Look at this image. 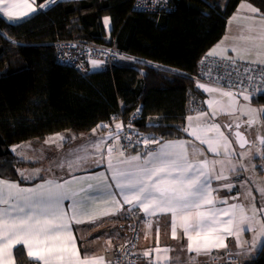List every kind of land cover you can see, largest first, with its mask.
Wrapping results in <instances>:
<instances>
[{
	"label": "trees",
	"instance_id": "trees-1",
	"mask_svg": "<svg viewBox=\"0 0 264 264\" xmlns=\"http://www.w3.org/2000/svg\"><path fill=\"white\" fill-rule=\"evenodd\" d=\"M243 1L264 17V0H179L170 13L134 11L133 0H64L20 22L0 15V179L40 181L20 175L26 163L14 147L101 125L107 136L109 127L116 132L122 124L120 134L137 112L135 128L151 141L185 137L186 118L206 97L197 87L200 64ZM66 42L113 48L119 57L110 69L91 66L85 73L59 62L57 45ZM252 102L263 106L264 94ZM130 150L142 153L138 146ZM92 239L79 238L82 255L92 252L86 248ZM15 259L34 264L23 247L15 249ZM247 264H264V244Z\"/></svg>",
	"mask_w": 264,
	"mask_h": 264
},
{
	"label": "snow or ice",
	"instance_id": "snow-or-ice-1",
	"mask_svg": "<svg viewBox=\"0 0 264 264\" xmlns=\"http://www.w3.org/2000/svg\"><path fill=\"white\" fill-rule=\"evenodd\" d=\"M21 8L25 11H19ZM35 11L36 9L28 0H0V13L9 19L27 16L29 12ZM261 40L264 41V37H261ZM210 55L220 54L214 52ZM221 58L235 62L226 55ZM92 63L94 66L98 64L97 61ZM245 71L250 72L251 69ZM248 79L251 80L252 77L249 76ZM261 81L264 83V75H261ZM198 87L209 93L219 91L222 96L229 98L227 107L221 101L210 99L207 101L209 108L215 107L216 110L225 112L236 103V95L231 91H222L204 85H198ZM259 90L254 89V91ZM240 95L245 101L250 100V96L243 90ZM255 112V109L250 108L246 112L249 116L247 121L249 125L256 122L253 115ZM200 115L205 116L208 113L202 112ZM211 115L214 116L215 111ZM192 120L193 117H188V127L182 130L195 137L201 144L207 145L208 150L213 154L219 155L220 149L223 148V155L228 158L227 161H192L189 159L185 141H168L160 144L156 138H153L151 142L159 145L157 150L147 151L143 157L136 155L125 158L122 149L107 145V140H119L118 133L123 125L117 124L116 132L109 133L107 139L101 138L91 145L96 150V154L102 158L98 163H106L111 171L110 178L105 177L104 174L98 177L74 178V180L97 181L95 185L89 183L87 189L77 190L71 187L72 181L46 180L33 188H21L14 182L0 180V264H10L13 260V249L17 245L23 246L26 255L33 260L34 264H104L103 257L82 258L80 256L71 230L73 222L76 224L85 222L81 217H87L89 220L96 218L93 203L97 197L89 195L92 192L103 193L104 199L110 198L119 207L128 205L129 211L133 209L143 211L148 218L171 213L172 236L175 238L177 227L182 228L189 240V252L200 254L212 248L226 247L219 233L235 236L239 243L240 233L244 230L242 226L248 224L249 230H253L250 227L252 217L246 214L242 205L215 207L210 189V181L213 178L227 179L223 175V168L226 162L231 165V156L234 151L231 142L220 130L219 124L194 127ZM239 127L236 125L237 129ZM209 132H214L215 135L210 137ZM234 134L240 147L244 148L248 143L246 138L239 131ZM126 139L131 141V137ZM137 143L147 145L149 140L145 138ZM260 144L264 146V137L260 138ZM84 151L87 152V148ZM114 152H119L120 157L115 159V162ZM87 159L88 156H78L68 163V167L71 169ZM216 163L221 164V172L213 177L209 165L211 164L214 168ZM60 166L63 167V164ZM234 167L232 165V168ZM20 175L24 174L20 173ZM109 179L114 181V184H109ZM113 187L119 190L118 193L112 191ZM225 187L230 190L232 185ZM260 191L264 194V189ZM117 195L122 200H117ZM65 201L71 202L70 211L65 209ZM221 203L227 204V201H221ZM260 211L264 215V209ZM102 214L113 213L105 211ZM259 232L264 236V227L259 229ZM164 251L169 250L164 249ZM144 255L147 256L149 253L145 252Z\"/></svg>",
	"mask_w": 264,
	"mask_h": 264
},
{
	"label": "crops",
	"instance_id": "crops-1",
	"mask_svg": "<svg viewBox=\"0 0 264 264\" xmlns=\"http://www.w3.org/2000/svg\"><path fill=\"white\" fill-rule=\"evenodd\" d=\"M28 2L32 4L36 11L29 12L27 16H19L9 19L3 13H0V15L4 16L10 22L15 23L29 18L41 9L45 10L43 7L38 5L37 0H28ZM253 9L255 11H253ZM19 11L23 12L25 9L21 8ZM257 13L258 10L250 2L243 1L238 6L234 14L230 17L226 34L219 41V43H217V45H215L209 51L206 59L217 60L225 64H240L264 68V41L261 40V37H264V17L259 16ZM108 19H104V25L109 31L111 29V22L110 19L109 21ZM105 21H107V23ZM233 49H235V51H233ZM214 52L219 53L220 55H210V53ZM224 55L232 58V60L235 62L233 63L231 60L222 59L221 56ZM196 78L198 79L197 87L198 85H204L205 87L216 88L222 91H231L236 95V103L232 105V108L226 110L225 112H220L219 110H216L215 107L209 108L207 101L210 99L218 100L227 107L229 104V98L222 96L219 91L209 93L198 87L206 95V97L201 101V107H198V109L193 108L188 117H193L191 123L194 127L198 125L203 127L212 123L219 124L220 130L225 136L228 137L229 141L231 142V147L234 150L231 156V165L227 164L226 162L223 168V175L227 177V179L213 178L210 181V189L212 190L215 207L226 208L233 204L242 205L246 214L249 217H252L250 227L253 230H249L248 224L242 226L244 230L240 233L239 243L237 242L235 236L219 233V235L223 237V243L226 245V247L212 248L207 252L202 251L200 254H197L196 252H189V240L182 228L177 227L176 236L173 238L171 229V213L158 214L148 218L145 216L143 211H137L133 209L140 214L138 219L140 241L136 252V264H186L188 262L208 261L216 256H219L225 251H231L235 256L241 259L243 263L247 264L258 255L257 254L254 257L252 255V249L254 238L256 235L260 234L259 229L263 227L262 225L264 223V215H262L260 211L263 209V207L259 204V200L255 204L252 190L247 187V169L244 165L242 156L238 152L239 147L233 134V132L238 129L243 132L241 129V124L244 123V120L241 119V117H238V115L240 114L241 108L246 107V105H254L252 102V98L254 96L249 95L250 100L245 101L243 96L237 92L222 85L215 84L205 76H202L201 78L199 71ZM213 111H215L214 116L211 115ZM202 112L208 113V115L201 116L200 114ZM188 117L186 118L182 129L188 127ZM197 117H199V119H197ZM236 125H239L240 127L237 129ZM229 126H231V128H229ZM101 133L104 135L102 138L106 139L107 136L103 129ZM183 133L185 137L169 141H185L190 160H208L210 162L213 160L227 161L228 158L223 155V148L220 149L219 155L213 154L208 150L207 145L201 144L188 132L183 131ZM214 135V132L208 133V136L210 137ZM92 136L95 138L96 142L101 139L97 138L96 135ZM41 143H43V140H41ZM94 143L95 142L93 139L89 140L87 143V152L82 154L84 156H88V159L85 161L94 162L92 167L79 169L78 167L74 166L69 171L68 164L63 163V175L56 174L53 176H46L43 174L37 179H32L29 177L31 173L42 165L40 162H36L31 156L23 155L20 158L18 157L19 160H22L26 163L25 166L21 167L20 173L24 174L22 177L28 182L35 180L40 181L32 185H22L17 181H4L14 182L21 188H33L38 184L44 183L46 180H54L59 182L72 181L71 187L73 190L81 188L87 189L89 183L95 185L97 181H89L87 179L74 180V178H86L89 176L98 177L100 174H104L105 177H111V171L108 169L106 163H98V161H101L102 158L97 157L99 155H97L96 150L91 147V145ZM36 145L40 144L37 143ZM41 149V147H35V150L37 151H41ZM136 155L143 157L141 153H133L132 150H128L124 153L125 158ZM117 158H120L119 152L113 155L114 162ZM232 165L235 167L232 168ZM58 167L59 165L57 163H54L52 166V168ZM209 167L212 169L211 175L213 177L220 174L222 167L220 163H216L214 168L211 164ZM108 183L114 184V181L109 179ZM226 185H232L231 189L229 190L227 187H225ZM112 191L118 193L119 190L113 187ZM89 195L97 197L93 203V207L96 210V218L94 220H89L87 217H81V219H84V223L76 224L73 222L71 226L72 234L75 238L77 249L79 250L80 256L82 258L103 257L104 264H111V262H113L115 259L117 249L121 246L122 242L127 236L125 222L129 206L123 205V207H119L118 205H115L110 198L104 199L103 193L92 192L89 193ZM116 199L122 200L119 195L116 196ZM221 201H227V204H223ZM70 204V201L64 202V207L68 211H70ZM4 207H7V205H4ZM105 211L113 214L103 215L102 213ZM148 219L151 221L147 222ZM222 219H227V217H222ZM149 224L151 226H149ZM79 238L82 240L93 238L86 247L87 249L92 248V252L90 254L82 255L81 249L79 247ZM17 247L23 246L17 245L13 249V260L10 262V264H17L15 259V249ZM157 249L160 251H156ZM164 249H168L169 251L165 252ZM145 252H148L149 255L145 256ZM28 259L33 262L31 258L28 257Z\"/></svg>",
	"mask_w": 264,
	"mask_h": 264
},
{
	"label": "built area",
	"instance_id": "built-area-1",
	"mask_svg": "<svg viewBox=\"0 0 264 264\" xmlns=\"http://www.w3.org/2000/svg\"><path fill=\"white\" fill-rule=\"evenodd\" d=\"M64 0H54V2H47L44 4V9H48ZM179 0H133V10L138 12L149 13H170L174 11L176 2ZM58 60L64 66L74 68L83 72H89L91 66L94 67L92 61H97L95 67H100L104 70L113 67V62L119 57L113 48H93L81 47L73 42L60 43L57 45ZM122 57V56H120ZM125 57V56H123ZM246 69H251L246 72ZM200 77L205 76L207 79L213 81L215 84L222 85L229 88L238 94L243 90L245 94L251 96L264 94V83L261 81V75H264V68L257 66H246L240 64H225L217 60L204 59L199 68ZM252 79L249 80L248 77ZM254 89H260L254 91ZM140 112H137L135 117L131 118L125 123V128L118 134L119 140H107V145L114 148L122 149L125 152L134 146L142 149V155L151 150H157L158 144L152 143L147 135L140 133L136 128V121L141 117ZM114 132L109 127V133ZM106 137V139H107ZM131 137V141L126 139ZM145 138L149 140L147 145L137 143L143 141ZM106 151V146H105ZM117 153V152H114ZM139 212L132 210L127 212L126 222V239L122 246L117 250L115 259L111 264H136V252L140 241V231L138 227ZM151 220L148 219L147 222ZM186 264H244L241 259L235 256L231 251H225L219 256H216L208 261L188 262Z\"/></svg>",
	"mask_w": 264,
	"mask_h": 264
},
{
	"label": "rangeland",
	"instance_id": "rangeland-1",
	"mask_svg": "<svg viewBox=\"0 0 264 264\" xmlns=\"http://www.w3.org/2000/svg\"><path fill=\"white\" fill-rule=\"evenodd\" d=\"M67 78L68 77H66V81ZM68 84H70V82H68ZM249 108L256 110V112L253 114L256 122L252 125L247 123L249 116L246 115V112ZM261 110H264V105H246V107L241 108L240 114L238 115V117H241V119L244 120V123L241 124V129L243 130V133L247 135L251 145L247 146L245 149L238 148V152L240 154H244L242 158L247 169V187L252 190L255 204L259 200V204L264 209V194H262L260 191V189H264V150L263 146L260 144V138L264 137V111ZM94 130L95 131L83 133L79 136L70 131L55 133L43 140V143H41L39 140L28 141L15 147L13 151L17 158H20L23 155H28L31 156L36 162L41 163L42 166L34 170L29 176L32 179H37L43 174L46 176H53L56 174L63 175V167L60 165L63 163L68 164L70 161L75 160L78 156H84L82 154L85 152L84 149L87 148L88 141L93 139L94 142H96L92 135H96L97 138L104 137V135L101 133L102 127L99 126ZM61 137L63 139H60ZM37 143L40 145H36ZM37 146L42 148L41 151L35 150V147ZM114 154L117 153H113V155ZM54 163H57L59 167L52 168ZM93 163V161H81L76 167L79 169H86L92 167ZM68 170L70 171V169ZM262 226L264 227V223ZM263 244L264 236L261 234L256 235L252 249V255L254 257L259 253Z\"/></svg>",
	"mask_w": 264,
	"mask_h": 264
},
{
	"label": "water",
	"instance_id": "water-1",
	"mask_svg": "<svg viewBox=\"0 0 264 264\" xmlns=\"http://www.w3.org/2000/svg\"><path fill=\"white\" fill-rule=\"evenodd\" d=\"M236 131H239L241 134H243V136H244V137L246 138V140L248 141V143L245 145L244 148H241L240 145H239V143H238L237 137H236L235 134H234ZM233 134H234V136H235L236 143H237V145H238V147H239L240 149H245L247 146L251 145V142L249 141V139L247 138V136H246L243 132H241L240 130H235V131L233 132ZM263 217H264V216H263Z\"/></svg>",
	"mask_w": 264,
	"mask_h": 264
}]
</instances>
